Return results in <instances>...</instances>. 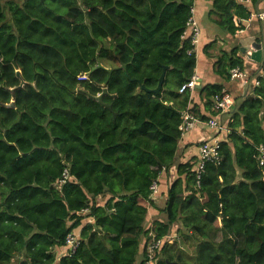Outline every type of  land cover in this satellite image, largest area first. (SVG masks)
<instances>
[{
  "label": "trees",
  "instance_id": "trees-1",
  "mask_svg": "<svg viewBox=\"0 0 264 264\" xmlns=\"http://www.w3.org/2000/svg\"><path fill=\"white\" fill-rule=\"evenodd\" d=\"M3 1L0 264H143L150 231L174 237L156 264H264V167L256 150L264 146V63L252 77L259 86L229 114L221 161L207 163L198 180V158L178 157L182 116L190 109L208 121L225 89L200 88L209 117L190 108L189 91L179 93L196 70L191 41L182 39L195 0ZM206 1L235 43L234 19L248 20L251 11L235 0ZM251 2L256 11L264 0ZM213 43L204 53L228 82L245 60L237 44L210 54ZM163 67L170 68L163 87L150 93ZM105 90L102 104L89 97ZM173 169L166 220L146 228L150 188ZM78 231L76 252L61 255Z\"/></svg>",
  "mask_w": 264,
  "mask_h": 264
},
{
  "label": "built area",
  "instance_id": "built-area-1",
  "mask_svg": "<svg viewBox=\"0 0 264 264\" xmlns=\"http://www.w3.org/2000/svg\"><path fill=\"white\" fill-rule=\"evenodd\" d=\"M237 4L242 5L244 8L251 11L250 18L248 20H238L234 19L235 26L238 28V31L234 35L235 39H238L244 33H246L251 27L256 23L264 22V13L259 12V10L253 11L251 0H235ZM190 18L186 24V30L182 39H190L191 46L193 50L189 52L196 54V48L200 44L201 30L198 26V23L195 20L196 8L193 6L190 10ZM251 53H248L250 55ZM247 58V57H246ZM80 81H86L87 77L83 76L79 79ZM230 81L235 82L239 81L242 86L245 87H257L259 83L257 80H251L248 74L241 69H233L230 72ZM200 85V78L195 74L191 80L182 86L179 90L180 94L185 93L186 91L194 92ZM235 106V101L232 96L226 91L223 90L220 97H216L213 100L212 112L213 116L209 118L208 121L204 122L208 130L212 131L217 135V137L229 135V128L227 122L223 121L224 115H229ZM199 124L198 118L189 110H186L182 116V123L179 127L181 133V138L185 137L190 133L196 125ZM220 139H209L203 141L199 146L198 154V164H197V179H200L201 174L204 171V167L207 163H216L218 164L221 161L219 145ZM258 154V164L259 167H264V146H259L257 149ZM68 177V172L65 171L62 177V181H65ZM150 200L155 202L158 199L159 194V180L154 182L150 188ZM152 229V228H151ZM150 229V230H151ZM148 243L145 248L143 264H156L158 254L163 249L164 245L173 243L174 237L167 236L166 238L157 239L156 234L153 231H150L148 235ZM80 246V239L78 236L71 234L66 239V244L64 247V255L70 256L76 252Z\"/></svg>",
  "mask_w": 264,
  "mask_h": 264
},
{
  "label": "crops",
  "instance_id": "crops-1",
  "mask_svg": "<svg viewBox=\"0 0 264 264\" xmlns=\"http://www.w3.org/2000/svg\"><path fill=\"white\" fill-rule=\"evenodd\" d=\"M194 6L196 8V14H195V20L198 23V26L201 30V36H200V44L196 48V58H197V64H196V70L195 74L200 78V85L199 86H206V85H213V84H221L224 86V89L232 96V98L235 101L234 109H236L237 104L240 103V101L244 98H246V94L248 91H251V87H245L242 86V84L239 81L231 82L230 80L228 82H224L219 76H217L214 72V60L208 58V55L204 53L205 46L217 41V40H224L225 39V45L224 43L218 42L219 46H223L222 51L230 52L232 47L229 48V44H233L234 40L229 35H225L214 23V16H209V13L212 10V2L206 1V0H195ZM264 7V3L260 4L257 8L261 11V9ZM212 17L214 19H212ZM250 31V32H249ZM247 38H255V40H261L260 43H264V22L263 23H256L254 24L251 29H249L246 33H244L242 36H240L238 39H236V43L238 45V42L243 39ZM216 43V42H215ZM225 46H227L230 50H226ZM212 50V47L209 49V53ZM220 50V51H221ZM200 54V64L198 67V58ZM214 54V52H213ZM214 55H220V52L214 54ZM239 56H241L239 51ZM245 60V59H244ZM247 62L248 65L247 68H250L252 65L254 66V70H258L259 66L256 63H252L251 61H244ZM256 74H261V71H257ZM257 75V76H258ZM251 80H257L256 77L252 78V74L248 75ZM252 92V91H251ZM191 99L192 103L190 108L193 106H196V110L201 113V115H204L206 117H209L211 115V112L206 111L204 108L203 100L200 98L199 89H196L194 92H191ZM248 95V94H247ZM233 109V112H234ZM232 112V113H233ZM227 119L225 122L230 121L231 122V115H224L222 118ZM199 120V119H198ZM225 136L217 137L214 132L208 130L205 126V123L199 120V124L195 126V128L188 133L185 137L182 138L179 145V151L180 153V162L185 163L191 159L198 158V152H199V146L203 141L209 140V139H220L222 142ZM176 179L175 175V169L171 170L169 176L163 174L159 178V194L158 199L154 202V205L148 206V215L146 218V228L153 227L155 223H163L165 222V216L162 214V209L164 208V205L167 200V194L170 185L173 183V181ZM106 202L105 199L98 201V204L103 206ZM77 236H80V231L77 232ZM142 253H143V243L141 246L140 251V258L139 261L142 260ZM60 254H63L60 252Z\"/></svg>",
  "mask_w": 264,
  "mask_h": 264
},
{
  "label": "water",
  "instance_id": "water-1",
  "mask_svg": "<svg viewBox=\"0 0 264 264\" xmlns=\"http://www.w3.org/2000/svg\"><path fill=\"white\" fill-rule=\"evenodd\" d=\"M238 48H239V51H240V54L242 57H247L248 60H250L252 63H256L258 65H263L264 63V43H258L255 38H247V39H243V40H240L238 42ZM248 53H251L250 55H248ZM0 60H1V56H0ZM102 67L99 66L97 67L96 69H101ZM124 68V67H123ZM96 69H94L93 71H95ZM170 68L168 67H163V71H162V75L159 79V83H158V86L155 90L153 91H149L150 93H153V94H159L162 87H163V84H164V81H165V78H166V74H167V71L169 70ZM17 76L20 77V72L17 73ZM24 86V82L21 83V86L20 88H22ZM201 86H199L197 89L200 90ZM142 89L145 90V87L142 86ZM107 95V91L105 90L103 92L102 95H99L97 97H91L89 96L90 98H93L95 101H97L98 103L102 104V101H103V97ZM108 110L112 111L111 107L110 106H107L106 107ZM116 117V115H114V118Z\"/></svg>",
  "mask_w": 264,
  "mask_h": 264
},
{
  "label": "rangeland",
  "instance_id": "rangeland-1",
  "mask_svg": "<svg viewBox=\"0 0 264 264\" xmlns=\"http://www.w3.org/2000/svg\"><path fill=\"white\" fill-rule=\"evenodd\" d=\"M8 2H13V3H15V4H18V5H20V4H22L23 2H24V0H4L2 3H3V5L5 6L6 5V3H8ZM263 7V6H262ZM6 12H7V10H6ZM259 12H261V13H264V7L261 9V11L259 10ZM212 19H214L213 17H212ZM250 32V31H249ZM218 42H221V43H224V45H225V39L224 40H217L216 41V43H213V45L211 46L212 47V50H210V52L213 54V52H214V54H216V53H218V52H220V50L222 49V48H224L223 46H219V44H218ZM235 44H237L236 42L235 43H233L232 45L231 44H229L228 45V47L229 48H231L232 46H234ZM227 46H225V48H226V50H230L229 48H228ZM246 61H250V60H248L246 57H243ZM200 62H201V60H200V54H199V58H198V67H199V64H200ZM246 65H248V63L247 62H245V65H244V71L248 74V75H251L252 74V77H253V75L255 74V72L257 71V70H254V66L252 65L250 68H247V66ZM251 90L253 89V88H250ZM248 94V95H247ZM246 94V96H249V95H251V91H248V93ZM227 119H224V122L226 121ZM224 139H225V137H224ZM180 151H179V153H178V157H181L180 156ZM105 204V203H104ZM165 220H166V218H165ZM84 223H86V221L84 222ZM177 226H175L173 229H174V231L175 230H177ZM172 234H174V232L172 233ZM193 243L192 242H190V241H188V244H187V249H188V251H189V255L190 254H192L193 253V245H192ZM191 250H192V252H191ZM60 257V256H59Z\"/></svg>",
  "mask_w": 264,
  "mask_h": 264
},
{
  "label": "flooded vegetation",
  "instance_id": "flooded-vegetation-1",
  "mask_svg": "<svg viewBox=\"0 0 264 264\" xmlns=\"http://www.w3.org/2000/svg\"><path fill=\"white\" fill-rule=\"evenodd\" d=\"M1 56V55H0ZM2 60V59H1ZM1 60H0V62H1Z\"/></svg>",
  "mask_w": 264,
  "mask_h": 264
}]
</instances>
